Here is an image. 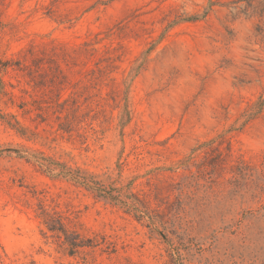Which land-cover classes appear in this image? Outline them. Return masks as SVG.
<instances>
[{
  "label": "rangeland",
  "instance_id": "obj_1",
  "mask_svg": "<svg viewBox=\"0 0 264 264\" xmlns=\"http://www.w3.org/2000/svg\"><path fill=\"white\" fill-rule=\"evenodd\" d=\"M76 84L110 103L87 135L61 128ZM0 89V264H264V110L243 125L264 99V0H0ZM44 160L133 192L153 222ZM41 209L115 251L59 253Z\"/></svg>",
  "mask_w": 264,
  "mask_h": 264
},
{
  "label": "trees",
  "instance_id": "obj_2",
  "mask_svg": "<svg viewBox=\"0 0 264 264\" xmlns=\"http://www.w3.org/2000/svg\"><path fill=\"white\" fill-rule=\"evenodd\" d=\"M86 47H93V44L86 43ZM90 50H95L91 48ZM110 58L102 59L100 62H106L109 61ZM98 64L97 69H89L84 72L86 78H88V81L90 84H96L98 81L102 80L107 74L110 73L111 69H116V67L112 64V62H109L108 65L101 66ZM114 84L116 79H112ZM73 88V87H72ZM88 88V85H82L76 84L74 87V91L71 92L70 97L68 99H63L61 93L58 95V102L57 106L60 108L59 112L60 114L64 113V119L65 123H63V127H61L64 130L72 131L74 129H78V131H83V135H87L89 132L88 129H91L92 131H96L93 126V121L95 120H101L100 126H104V124L107 122L106 117V106H110L109 100L107 98L101 97L98 102H96V107H93L92 105L87 103L86 97L82 101V94L86 89ZM1 94V89H0ZM111 94L113 95L112 100L116 103L117 107L122 103V101H126V95L127 92L122 91L119 89V86L115 84V86L112 87ZM125 95L124 96H122ZM110 95V94H107ZM85 106V107H84ZM264 110V99L260 97V99L257 102H249L246 110L244 111L243 118L244 123L243 125L254 119L255 117L259 116ZM58 118H61L59 116ZM82 135V136H83ZM227 139L223 136L220 137V141L218 144L225 143ZM221 142V143H220ZM208 143L215 144V140H211ZM218 147H214L213 149H209V152H213L215 150L217 154L221 157L222 161H225L223 158V152L218 150ZM228 152H230V147L226 148ZM207 151V153H209ZM216 159V158H215ZM46 162V160H44ZM39 161L40 165L42 167H45L48 172L53 173L57 171V175L59 176H65L70 177L74 179L76 182L88 187L89 189L93 190L97 197L103 198L105 200L115 202L117 204H120L122 206L127 207V210L129 212H134V215L138 219H143L145 216L149 218L153 222V219L150 217V215H146V212L141 210L137 203L141 202L139 199V196L134 194L130 191V193L126 196L121 195L122 189H112L110 187H105L104 185H101L99 182L90 180L88 177H83L82 175H78L79 173H76L72 171V169L67 168L64 165L61 164H51L48 162ZM212 161V160H211ZM213 168H216L215 166L216 161L213 160V163H210ZM239 164H244L245 167H248L245 162L241 161L238 163L237 166H233V172L238 175H243V171L238 169ZM218 166V165H217ZM66 167V168H64ZM239 170V171H238ZM246 170V169H245ZM242 171V172H241ZM239 172V173H238ZM261 192L264 193V186L261 187ZM261 193V194H262ZM41 213H38V217L42 220V225L44 229H42V235L44 239L46 240L47 244L55 245L58 252H63L64 255L69 257H76L78 255L83 254L84 252L88 250H94L98 247L105 246L107 250H110L111 252H114L115 249L111 246V243H108L104 237L99 240L96 236L92 237L90 235H87V233L82 229L81 225L77 222H75L72 218L69 216H64L57 212H50L47 209H41ZM30 264H36L34 261H31Z\"/></svg>",
  "mask_w": 264,
  "mask_h": 264
}]
</instances>
